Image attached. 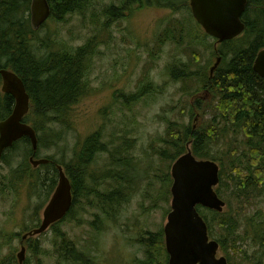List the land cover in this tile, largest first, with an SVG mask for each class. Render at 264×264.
<instances>
[{
  "label": "rangeland",
  "instance_id": "1",
  "mask_svg": "<svg viewBox=\"0 0 264 264\" xmlns=\"http://www.w3.org/2000/svg\"><path fill=\"white\" fill-rule=\"evenodd\" d=\"M114 2L94 0V6L86 16L68 14L59 21L51 18L39 29L38 38L40 41L47 39L58 50L84 44L96 32L97 20L98 25H102L101 21H108L107 10ZM94 12L97 14L92 16ZM170 16V10L152 4L135 7L118 22L112 21L117 18L110 16L109 31L101 34V40L106 44L101 43L98 55L93 56L92 64H89L87 97L72 108L68 123L54 124V128L39 132L41 143L37 158L51 157L67 163L74 162L75 152L80 151L85 139L98 130L103 132L105 141L132 143L130 155L134 158L135 169L127 177L132 176L133 182L129 184L130 188L121 187L126 195L129 193V198L119 196L123 202L116 206L115 217L100 218V211L79 196L72 214L57 225L67 240L85 255H90V264H140L144 260L148 247L141 240L148 237V231L157 233L164 228L171 209V166L175 160L170 159V155L173 156L176 150L174 144L185 126L196 129L209 118V113L204 114L195 104L198 99L205 102L210 93L205 92L196 80L172 79L168 71L172 65L187 62L193 70L208 72L206 66H212L213 58L218 57L212 52L215 40L205 37L202 32L204 36L198 39L200 43L194 44L200 53L194 63L184 46L159 42V34L167 26ZM93 17L98 18L92 21ZM145 76L150 81V90L131 99L143 86ZM170 123L174 124L171 129ZM60 132V138L55 140ZM27 145L24 143L19 152L18 148L14 153L9 152V162L0 160V264H18L23 247L26 248L23 264L38 261L58 264L60 239L55 228L30 237L31 243H37L39 247L37 258L31 252L30 241L22 243L23 229L33 226L32 221L41 218L50 196L46 198L49 168L28 170L30 175L44 176L41 182L24 176L21 182H27V186H12L19 181L15 175L18 167L26 165L23 160L29 161L26 149L28 153L31 146ZM13 154L17 156L15 160ZM109 158V153H100L89 166V173H103ZM105 188L108 186L98 189L106 192ZM225 191L228 192L227 186ZM227 199L231 204L230 215L242 213L244 223L254 216L255 211L264 214V196H258L257 202L243 206L237 204L232 192H228ZM245 229L243 225L239 226L242 237H245ZM242 241L248 243L240 244L239 241L235 249L252 252V242L246 238ZM232 246L230 241L228 247L233 249ZM231 253L235 262H244V255L234 250ZM218 255H225V252L219 250ZM164 259L162 254L161 261ZM71 264L79 263L72 260Z\"/></svg>",
  "mask_w": 264,
  "mask_h": 264
},
{
  "label": "trees",
  "instance_id": "2",
  "mask_svg": "<svg viewBox=\"0 0 264 264\" xmlns=\"http://www.w3.org/2000/svg\"><path fill=\"white\" fill-rule=\"evenodd\" d=\"M31 1L0 0V66L15 71L23 79L31 97V109L25 121L32 123L38 132L45 128H54V124L68 123L72 108L87 96L89 64L92 63L93 56L98 55L97 50L101 43L106 44L101 40V34L109 31L110 16L117 18L112 21L118 22L135 7L143 8L150 4L156 8L168 9L172 16L159 34V42L184 46L194 63H197L194 60L196 56L200 55L194 44L200 43L198 39L204 36L203 29L192 15L190 0H115L114 5L107 10L108 13L104 12L108 21H101L102 25L96 24L99 20L93 22L96 32L89 36L86 43L63 50H58L47 39L39 40V31L34 30L28 18ZM49 2L52 15L56 19L66 14L86 16L94 6V0ZM96 14L94 12L92 16ZM244 15L246 31L236 39L216 43L217 46L212 50L214 54L222 57L220 67L212 75L210 66H206L208 72L200 73L193 70V66L187 62L169 68L168 73L172 79L183 82L196 80L205 92L210 93V97L205 102L198 99L195 104L204 114L209 113V118L196 129L185 126L174 144L176 150L173 156L168 157L176 160L187 151L189 145L195 156L219 162L221 181L217 192L226 200L227 208L224 212H217L199 207L208 223L210 236L219 241L230 264H264V214L255 211L254 216L244 223L242 213L230 215L231 204L227 199L228 192H232L237 198V204L243 206L257 202L258 196H264V79L253 69L258 52L264 48V0H249ZM97 18L93 17L92 21ZM205 37L208 38L206 34ZM144 79L143 86L134 92L131 99L134 100L147 89L150 90V81L147 76ZM14 104L12 96L0 92V120L12 112ZM173 125L170 123L169 128H173ZM60 135L61 132L55 140ZM24 143L31 146L30 139L25 137L15 143L11 151L14 153L17 148L18 152L21 151ZM118 143L115 140L105 141L103 132L98 130L85 139L80 151L75 152L73 163L50 157L54 162L40 167L49 168L46 191L51 192L53 188H49L50 184L55 186L57 183L58 162L65 167L71 178L74 204L80 196L102 215L113 216V207L123 201L119 197L124 193L121 187L130 188L129 184L133 182L132 176L129 178L127 174L135 169L134 158L130 155L132 143ZM100 153L110 154L106 170L101 174L89 173V166ZM16 158L15 155L13 159ZM24 163L26 165H20L15 172L19 181L14 182L13 187L17 184L18 187L22 184L27 186V182H21L24 176L28 180L33 179L32 181L40 179L39 182L44 178L41 175L34 176L33 173L30 175L28 170L35 169L26 160ZM105 183L108 188L101 193L98 188ZM226 186L228 192L225 191ZM72 212L73 209L69 214ZM38 225L35 223L33 226H26L23 231L27 232ZM241 225L246 227L245 237L239 232ZM53 228L60 239L58 251L61 263L58 264H71L72 260L79 264H90V255H85L76 248L57 226ZM147 235L146 239L141 240L148 248L146 257L140 264H168L169 255L165 250L163 229L157 233L148 231ZM245 238L252 242L249 244L254 249L250 253L235 249L239 241L240 244L248 243L242 241ZM31 240L32 238H28L25 241H30V249L37 258L40 254L39 247L37 243H31ZM230 241L233 249L228 247ZM232 250L244 255V262H235ZM162 254L165 255L164 261H161Z\"/></svg>",
  "mask_w": 264,
  "mask_h": 264
},
{
  "label": "water",
  "instance_id": "3",
  "mask_svg": "<svg viewBox=\"0 0 264 264\" xmlns=\"http://www.w3.org/2000/svg\"><path fill=\"white\" fill-rule=\"evenodd\" d=\"M247 0H191L196 19L206 31L217 37L220 42L241 34L245 24L241 17L246 10ZM32 25L38 29L50 15L48 0H33L31 7ZM221 58L211 69L213 73ZM254 70L264 78V49L256 57ZM3 78L2 90L14 96L16 106L13 113L0 121V158L5 149L23 136H29L36 151L38 138L30 125L22 122L29 111L30 95L22 78L15 72L0 68ZM48 159L35 160L37 167ZM59 169V183L49 203L44 209L43 220L39 227L24 235L36 236L44 233L51 224L61 220L73 204L72 185L62 166ZM172 211L164 228L169 264H229L225 256L218 258L220 244L211 240L208 226L197 210L198 205L222 212L226 206L215 190L220 182V166L213 160L198 159L189 148L172 166ZM26 248L19 254L24 259Z\"/></svg>",
  "mask_w": 264,
  "mask_h": 264
},
{
  "label": "flooded vegetation",
  "instance_id": "4",
  "mask_svg": "<svg viewBox=\"0 0 264 264\" xmlns=\"http://www.w3.org/2000/svg\"><path fill=\"white\" fill-rule=\"evenodd\" d=\"M30 156H31V154H30ZM23 243V242H22Z\"/></svg>",
  "mask_w": 264,
  "mask_h": 264
}]
</instances>
